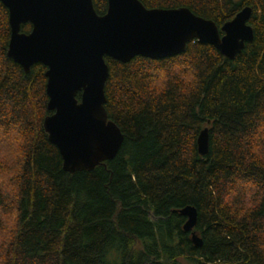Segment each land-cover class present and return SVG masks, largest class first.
<instances>
[{
    "label": "trees",
    "instance_id": "1",
    "mask_svg": "<svg viewBox=\"0 0 264 264\" xmlns=\"http://www.w3.org/2000/svg\"><path fill=\"white\" fill-rule=\"evenodd\" d=\"M140 1L220 29L251 7L255 39L233 60L199 42L164 60L106 58V109L124 144L75 174L44 127L48 69L27 75L8 57L0 1V140L12 149L9 159L0 147V264H264V0ZM94 5L104 15L108 0ZM187 207L198 211L192 232Z\"/></svg>",
    "mask_w": 264,
    "mask_h": 264
},
{
    "label": "water",
    "instance_id": "2",
    "mask_svg": "<svg viewBox=\"0 0 264 264\" xmlns=\"http://www.w3.org/2000/svg\"><path fill=\"white\" fill-rule=\"evenodd\" d=\"M9 10L11 40L8 57L29 75L33 66L47 67L48 110L44 127L70 174L92 172L113 161L125 137L110 120L106 58L129 63L136 57L164 60L187 52L193 42L214 46L233 60L255 39L249 21L254 11L244 8L221 29L213 20L189 8L148 9L140 0H108L104 15L94 0H0ZM32 25L30 33L22 32ZM81 95V99L78 97ZM201 156L209 154L210 134L199 136ZM185 231L198 224V211L187 207ZM197 247L203 240L193 233Z\"/></svg>",
    "mask_w": 264,
    "mask_h": 264
},
{
    "label": "rangeland",
    "instance_id": "3",
    "mask_svg": "<svg viewBox=\"0 0 264 264\" xmlns=\"http://www.w3.org/2000/svg\"><path fill=\"white\" fill-rule=\"evenodd\" d=\"M3 140H0V147H5L4 149H3V154L4 155H6V156H9V159H11V153L12 152H9L10 150H12L11 149V147L9 146V145H7V146H5V142H2ZM5 141V140H4ZM2 150V149H1ZM2 183H4V182H2ZM7 183V182H6ZM10 225L11 224H9V226L8 227H10Z\"/></svg>",
    "mask_w": 264,
    "mask_h": 264
}]
</instances>
